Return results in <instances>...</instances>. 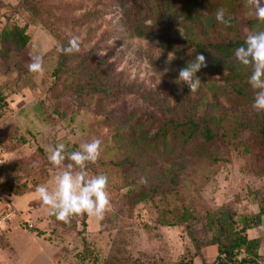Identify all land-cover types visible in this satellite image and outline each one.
I'll list each match as a JSON object with an SVG mask.
<instances>
[{
	"label": "rangeland",
	"instance_id": "1",
	"mask_svg": "<svg viewBox=\"0 0 264 264\" xmlns=\"http://www.w3.org/2000/svg\"><path fill=\"white\" fill-rule=\"evenodd\" d=\"M35 1L44 9L31 14L24 0H0V31L9 21L27 24L31 37L26 48L13 51L9 58L0 57V92L6 102L0 104V159L9 160L0 164V207L4 205L0 213L18 210L8 229L0 233V264H111L119 251L125 253L127 264H212L217 246L207 243L195 255V242L182 218L184 210L195 213V228L205 236L207 211L222 205L239 212L259 209L264 149L258 144V135L253 130L241 133L249 151L220 138L215 161L186 154L176 169V186L165 183L163 190L131 206L125 200V181L115 167L114 162L123 155L112 146L108 118L129 111L156 118L164 110L182 116L201 92L225 108L228 122L243 119L254 123L260 113L251 103H231L226 70L201 82L195 92L176 83L175 59L167 62L173 51L157 38L132 34L123 11L112 8L117 0ZM242 1L238 16L255 17L254 7ZM96 9L106 12L103 18L85 20ZM183 22L188 20L169 17L163 23L173 35L179 34L181 45H185ZM259 29L264 31V24ZM73 36L79 37L80 51L75 59L61 64V39ZM34 55L43 56L46 71L42 78L28 69ZM85 55L91 63L82 72ZM91 71L107 75L130 93L111 101L82 95L78 84ZM94 138L101 140L102 154L87 171L89 176H108L111 210L103 219L83 215L64 223L49 215L36 188L47 185L51 190L55 177L64 170L48 160L57 144H65L67 155ZM70 163L66 159L65 168ZM172 166L170 161L157 159L152 172L160 174ZM72 171L80 169L73 166Z\"/></svg>",
	"mask_w": 264,
	"mask_h": 264
},
{
	"label": "trees",
	"instance_id": "2",
	"mask_svg": "<svg viewBox=\"0 0 264 264\" xmlns=\"http://www.w3.org/2000/svg\"><path fill=\"white\" fill-rule=\"evenodd\" d=\"M24 1L31 14L36 13L38 8L44 9L40 2ZM111 5L112 8L119 7L123 11L128 30L132 34L157 38L165 48L175 52L174 62L179 71L194 60L197 54H203L207 67L197 73L201 82H207L211 76L227 70L232 93L231 103L253 104L255 96L248 83L251 68L238 64L234 50L244 44L248 33L260 31L259 27L264 23L256 16H238L242 0H117ZM220 8L225 9L226 18H231V26H225L216 20L215 14ZM105 13L103 9H96L87 14L85 20L97 21ZM169 17L188 20L183 22L185 45L178 42L179 34L173 35L169 28L163 26ZM30 39L27 24L22 26L16 22L5 23L0 31V57L9 58L13 51L26 48ZM70 39H61L62 47H67ZM77 54L66 55L60 50V63L65 64L75 59ZM86 58L88 59L87 55L82 60L84 64L81 69L78 68L82 72L91 63ZM78 90L82 95L93 94L100 101H111L130 93L122 84L107 75L102 76L98 71L89 72L78 84ZM5 103V97L0 92V104ZM259 113V119L254 123L243 119L228 122L225 108L215 98L207 97L205 92H201L182 116L164 110L156 118H143L135 111L109 117L107 125L112 130V146L123 155L121 160L114 163L127 187L126 202L134 206L153 193L163 190L165 183L176 186V169L186 154L205 155L213 161L218 160L216 148L220 144V138L236 143L234 148L243 146L249 151V143L242 140L240 135L253 130L258 135V144L264 149V112ZM157 159L170 161L173 166L166 172L154 174L152 167ZM258 207L257 211L239 212L230 205H222L207 211L203 224L205 236L195 228L198 221L195 213L188 208L184 210L182 218L195 242V255L201 254L202 247L208 243L216 245L218 251L212 264H260L259 252L263 239L250 237L248 230L258 227L262 222L264 190L259 195ZM82 223L86 224V220L82 219ZM127 261L125 253L119 251L113 256L111 264H127Z\"/></svg>",
	"mask_w": 264,
	"mask_h": 264
},
{
	"label": "clouds",
	"instance_id": "3",
	"mask_svg": "<svg viewBox=\"0 0 264 264\" xmlns=\"http://www.w3.org/2000/svg\"><path fill=\"white\" fill-rule=\"evenodd\" d=\"M247 3L254 7L256 18L264 23V6L261 5V0H247ZM215 18L225 26H231V18H226L225 9H218ZM60 50L66 55L78 53L80 51L79 37L73 36L68 46ZM99 54L104 55V52ZM234 56L239 65L251 68L248 83L255 91L252 106L257 112H264V31L248 33L244 44L234 50ZM30 59L29 71L37 78H42L46 71L43 56L34 55ZM174 59L173 52H169L167 62L171 63ZM204 67H207L206 57L203 54H197L194 60L188 62L187 66L179 71L175 82L186 84L191 92L197 91L201 84L197 73ZM101 144L100 139L94 138L91 142L81 144L79 150L68 152L67 155H65L66 146L63 143L57 144L51 150L48 156L49 162L64 170L55 177V186L51 190L47 185H39L36 188L38 198L47 207L49 215L55 216L57 220L64 223H71L73 218L83 215L103 219L111 210L108 176L106 174L89 176L87 171L89 164H96L100 159ZM66 159L72 163L65 168ZM8 161L0 159V164ZM73 166L80 171L74 173Z\"/></svg>",
	"mask_w": 264,
	"mask_h": 264
},
{
	"label": "crops",
	"instance_id": "4",
	"mask_svg": "<svg viewBox=\"0 0 264 264\" xmlns=\"http://www.w3.org/2000/svg\"><path fill=\"white\" fill-rule=\"evenodd\" d=\"M3 207H4V205L1 206L0 209L3 208ZM2 214L0 213V215H2ZM9 222H6L4 224L3 228L0 230V233L5 231L6 229H8V223ZM255 230H257V231L253 232ZM248 234H249L250 237H253V238L261 237L263 239V243H262V246L260 248V252L259 253H260V258H261L260 264H264V215H263L261 224L258 227H256V228L248 230Z\"/></svg>",
	"mask_w": 264,
	"mask_h": 264
},
{
	"label": "built area",
	"instance_id": "5",
	"mask_svg": "<svg viewBox=\"0 0 264 264\" xmlns=\"http://www.w3.org/2000/svg\"><path fill=\"white\" fill-rule=\"evenodd\" d=\"M18 213V210L13 208L6 212H4L2 215H0V230L3 228L4 224L6 222H9L13 219V217ZM32 226V225H31Z\"/></svg>",
	"mask_w": 264,
	"mask_h": 264
}]
</instances>
